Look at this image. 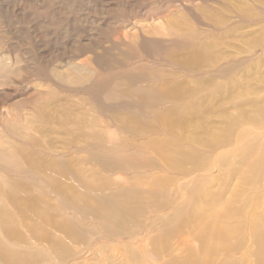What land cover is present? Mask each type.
Masks as SVG:
<instances>
[{"label":"rangeland","instance_id":"1","mask_svg":"<svg viewBox=\"0 0 264 264\" xmlns=\"http://www.w3.org/2000/svg\"><path fill=\"white\" fill-rule=\"evenodd\" d=\"M246 11L250 14H243ZM253 15L256 22L250 18ZM258 44L259 47L253 48ZM193 53L227 57L224 64L241 62L225 79H217V86L221 84L220 93L216 85L207 88L202 84L203 102L198 107L201 112H206L202 118L189 114L193 101L191 93L196 84L189 73L184 74L177 67V64L192 67L197 56ZM134 75L139 76V81L125 79ZM138 85L166 89L170 99L173 94L179 95L187 108L185 113L173 115V124L167 125V121H160L146 109L143 113L134 106L126 107L122 90ZM262 113L264 0H0V176H4L3 169L14 170L20 154L12 147L20 144L32 163L40 159L49 161L45 155L36 159L34 152L42 154L50 150L53 158L60 153L67 154L66 158L78 168L88 188L87 191L78 190L71 185L74 188H70L68 194L76 201L92 206L91 194L103 185L110 187L111 184L113 188L117 186L112 185L115 182L121 187L145 190V198L135 201L142 208L133 212L135 223L144 222V227H135L132 232L135 224L131 225L132 230L125 237L101 238L87 234L81 241L69 235L63 237L51 228V244L38 242L32 248L12 246L22 252L39 247V255L32 256L26 250L30 262L14 259L11 263L185 264L188 260L189 264H255L252 259L255 251L253 228L249 224L253 220L264 221V175L256 194L229 196L225 191L229 181L226 163H220L223 157L216 152L210 157L204 147L199 148L197 161L211 169L199 171L201 183L196 190L226 195L219 201L216 199L219 208L214 207L211 212H225L228 217L214 218L205 209L207 204L204 202L203 213L194 209L196 184L193 173L187 177L170 173L159 156L149 151L146 155L155 159L157 167H150L146 159L144 163L140 158H134L133 164L142 165L139 169L106 175L87 161L83 165L77 163L78 159L86 160V155L75 152L74 147H80L84 142L74 131L76 124L83 120L94 126L99 138L132 141L126 132L115 127L106 131L104 125L110 122L112 115L115 123L130 122L138 128L141 124L137 115H140L145 130L152 124L155 131L133 139L134 142L148 143L154 138L161 147L176 151L178 146L174 140L178 139L181 149L190 150L191 155L197 147L193 145L195 136L218 137L225 130L224 148H235L230 144L236 134H230L245 120L239 122L236 118L248 116L256 125L262 123L263 129ZM180 115L184 116L182 123ZM195 123H201L206 130L197 131ZM165 125L173 130L165 132ZM32 140L36 146L29 149ZM249 140L248 137L241 144L245 145ZM190 155L187 157L191 162ZM229 167L232 169L233 163ZM172 175L173 180L170 179ZM8 176L12 174L8 173ZM151 180L156 185H151ZM30 182L25 181L19 187L0 183V190H18L17 200L38 197L41 202L21 200L23 208L43 211L44 203H47L52 211L48 218L59 221L56 200L52 196L22 191L21 188ZM155 186L166 192L167 207L163 210L147 197L146 192ZM127 203L133 205L134 202ZM15 212L11 200L0 197V219L6 221L13 215L17 220ZM22 221L32 227L28 217ZM211 224L232 227L235 238L228 242V249L223 248V244L217 249L209 248L211 241L219 242L209 230ZM17 228L18 235L29 240L26 228ZM34 233L38 237L44 234L39 228L34 229ZM202 241L207 242L206 245H202Z\"/></svg>","mask_w":264,"mask_h":264},{"label":"bare ground","instance_id":"2","mask_svg":"<svg viewBox=\"0 0 264 264\" xmlns=\"http://www.w3.org/2000/svg\"><path fill=\"white\" fill-rule=\"evenodd\" d=\"M248 13L250 14V12L246 11L243 14ZM255 17L256 16L254 15L250 16L253 21L256 20ZM259 46L260 45L258 44V46H255L253 48H257ZM193 54H196L197 56L196 62L192 67L184 66L182 64H177V67L180 68V71H183L184 74L189 73L194 83L196 84V87H194L195 90H192L191 93V98L193 99V101L190 108L191 111L190 113H188L192 114L194 118H202L206 114V112H201L198 109V107L202 105L201 103L203 102V94L201 93L204 87L202 86V84L207 85L205 86L207 88L214 85L217 86V79H225L226 76L232 70H235V68L240 65L241 62H228L227 64H224L223 62L227 57L219 58L210 53ZM138 77L139 76L136 75H134L133 77L127 76L125 77V79L128 81L137 82L139 81ZM100 80L101 79L98 78L97 81L100 82ZM219 87H221L220 83L217 86L219 90L218 93H220ZM89 88L90 87H88L87 89ZM121 93L122 97L126 99V107L134 106L143 113H145L146 109L150 113L155 115L160 121H167V125L173 124V115H177L178 113L184 114L187 109L184 106V101L181 100L179 95L175 96L173 94L170 99V97L166 95V89L159 90L153 86L145 88V86L138 85L132 86L131 88L126 87L125 90H122ZM177 105L184 107L179 108ZM242 105L243 104H241V106ZM262 114L264 115V113ZM180 116V122L182 123V118L184 116ZM137 117L140 118L139 122L141 124V126H139L138 128H134L133 126H131L130 122H119L117 124V121L115 123L116 119L112 115L110 117V122H106L104 125V127H106V131H111V129L115 127L119 131L126 132L130 135L132 141L130 139H120L119 141H117L116 139H111L110 137H107L106 139L99 138L100 135L98 134V132H96L93 125H88L87 123H85V121L80 120L76 124L74 134H76L77 137L80 136L81 138H83L84 144L80 147H74V150L76 153H85L86 160L81 158L77 160V163L79 165H83L84 162L87 161L93 167H96V169L106 175L126 173L127 171L129 172V170L137 169V167L139 169V166H142L133 164L132 161L134 158H140L144 163L146 159L148 162L147 164L150 167H157L155 159L146 155L150 151L152 155L159 156L160 161L163 162L162 164H164V168L170 171V173H178L180 177H187L189 175H192V173L194 174L192 177L195 180L196 184V188L194 190V209H196L197 211H201L200 213H203L201 207L202 203L204 202L207 204L205 206V209L210 211L209 215L213 216L214 218H226L228 217V213H214L213 211L211 212L214 207L216 208L220 204L218 202V199H222V197L224 196L226 197L225 193L220 195L213 193L214 191L201 192L196 190L199 187V183H201L199 171L203 170V172H208L211 169L204 168L202 163L197 161L196 159L200 156L199 148L204 147L207 151L206 153L208 154V156L210 155L211 157L212 153L216 152L217 154H220L221 157H223V159H221L222 162L220 161V163H226V172L229 175V181L225 191H228L229 196L237 193L238 196L242 195V197H244L247 196V194H256L259 191L258 183L260 180H262V177L264 175V152L262 151L264 146V128L261 129V127H263L262 123H258L256 125V122L250 121L248 116H241L236 118L238 119L236 121L239 122L240 119L245 120H243V123L241 122V124H239L240 128H238L239 125L236 126L237 131H234L232 132V134H230V136L236 134L234 137V141L230 145H235L236 147L237 145L241 146H239V148L235 147L230 150H228L229 148H224L226 144L224 143L225 141L223 140V135L227 134V130L222 131L218 137L213 136L210 138H202L199 136H195L193 139V145H196L197 147H194L190 155V150H182L183 148L181 149V143L178 139L174 140L176 142L175 146H178V150L176 151H169L167 146L161 147V144H158L157 140H155L154 138H151V141H149L148 143H145L143 141L134 142L133 139L143 137L145 136V133H153V131H155L152 124L145 130V124L143 123L144 119H142L140 115H137ZM84 127L86 128V130H84ZM195 128L197 129V131L206 130V128L203 127L201 123H195ZM170 130L173 129L168 126H166V129H164L165 132ZM248 137L250 138V143L249 141H247L245 145L241 144V141L243 142V140ZM89 139H91V141ZM171 141L173 142V140ZM164 143H167V140H164ZM21 146L22 145L19 144L16 147H12L14 152L17 151L20 154V158H18V162L13 168L14 170L3 169V171L5 172H3L4 176H0V183H2L3 185L11 184L10 186L14 185L16 187H19L23 182L31 181L30 185L25 184L24 187L21 188L22 191H35L40 195L46 197L52 196L54 198L53 200H56L55 211H57L58 215L60 216V220L54 221L48 218L52 211H50V206H48L47 203H44V201L43 203L45 204L46 208H43V211H40V209L29 211L23 208V201L25 203L29 201H34L35 203L41 202L38 197H28V199H21L23 200L21 201L19 199H16V196H18V190L16 191L12 188L5 189L4 191L0 190L1 199L7 198L11 200L12 207L16 211V217L19 218L16 220L15 216L9 215L6 221H2L0 219V264H12L11 262L14 259L29 261L27 255H25L27 253H25L26 250L32 256L39 255V253L41 252V248L39 247H35L32 250L27 248L24 252H22L19 249H12V246L18 244L19 246L25 245L26 247L28 246L32 248L31 246L38 242L51 244L53 242V237L50 234L51 228L61 233L63 237L72 236L73 238L81 241L87 234L97 235L101 238L125 237L129 234V232H131V225L135 224V226H133L132 232L134 231L135 227L139 228L143 226L142 224L144 222H142V224L135 223L133 212H135L137 209L140 211V208H142L139 207L140 205L138 206L135 201L138 199L140 200L141 198H145V190L143 191L142 189L135 188L133 186L121 187L116 182L112 184L113 186L115 184L117 185L113 188L111 187V184L110 187L107 185H103L101 188L94 192L90 189L93 192L91 194L92 196L90 197L94 200V205H87V203L85 204L81 201H76L68 194L70 188L75 187L78 190L86 189V191L88 188L85 187V181L83 180L81 174L78 172V168H75L74 165L71 164V162L66 158L67 154L60 153L59 155H55L53 158L51 157L52 155H50L52 153L50 152V150H46V152H43L42 154L34 152L36 159L45 155L47 156L49 161L45 162L43 160L41 161L40 159V161L37 160L36 162L32 163L30 161L31 159L26 153V150L22 149ZM29 146V149H32L36 146V142L32 140V142L29 143ZM31 154H33L32 151ZM188 155L192 156L191 162L187 157ZM232 163L233 167L232 169H230L229 166ZM8 173L12 174V176H8ZM192 178L191 180H193ZM170 179L173 180L174 175H172ZM112 182L110 181V183ZM150 184L154 186L155 182L151 180ZM71 185H73L74 187H71ZM245 185L248 186V188H246ZM262 187L264 190V186ZM28 188H30V190H27ZM148 191L146 192L148 193L147 197L152 200V203L156 207H159V210H163L167 207L165 201L166 192L162 188L155 186ZM127 201H133L134 203L133 205H129ZM248 203L246 202V204ZM150 205L151 204H149V206ZM142 211H144V209ZM249 212L251 211L249 210ZM26 217L32 220V227H29L23 223L22 220ZM249 225L253 228V243L251 242L255 250L252 255L253 262L255 264H264V221L263 219L253 220ZM18 226L26 228L29 233V240L25 238L23 239L22 236L18 235ZM209 227V230H211V232H214L213 237L219 240L218 243H213L211 241V247L209 248L211 250L217 249L220 244H223V248L228 249V246L230 244H228V242L235 238L232 227L228 225L225 226L224 224H211L209 225ZM36 228L41 229L44 234L40 237L36 236L34 233V229ZM28 229L31 230V232H29ZM11 242L13 244H11ZM206 243L202 241V245H206ZM9 252L16 253V255H10L11 253ZM151 253L155 254L154 251H152ZM185 262V264H189L188 260H186ZM16 263L17 262H15V264Z\"/></svg>","mask_w":264,"mask_h":264}]
</instances>
